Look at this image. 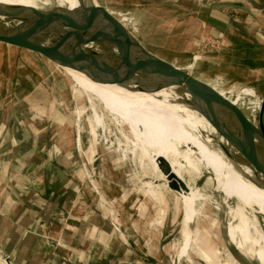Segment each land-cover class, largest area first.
Returning a JSON list of instances; mask_svg holds the SVG:
<instances>
[{
    "label": "rangeland",
    "instance_id": "374dc122",
    "mask_svg": "<svg viewBox=\"0 0 264 264\" xmlns=\"http://www.w3.org/2000/svg\"><path fill=\"white\" fill-rule=\"evenodd\" d=\"M95 1L111 11L116 18H125L124 26L126 25L146 47L176 61L181 66L189 65V71L193 74L235 92L234 98H231L234 103L240 100L246 106L245 109L251 112L258 111L263 96L262 83L254 82L251 73L243 65L229 61V57H217L219 48L208 49L204 44L197 48V1L202 4L207 2L213 4L217 0ZM242 1L233 0L232 4H242ZM242 11L241 8L239 10L235 7L227 9L225 13L233 22L242 24L245 20ZM54 70L52 74L59 80L57 86L62 97L59 96V100L63 114H59L60 118L57 121L51 122L49 134L60 147L73 146L74 152L76 147L81 155L75 170L81 175L80 187L85 188L86 193L79 198L74 209L75 214L84 215L89 221L96 215L100 216L105 220L106 230L121 237L118 252L121 251L126 258L119 264H229L233 261H231L233 257L229 255L230 250L238 264H261L255 256L240 252L232 246L236 242L237 230L232 220L213 205L206 208V217L199 220L198 235H187L181 233L182 210L175 204L173 193L162 189L164 221L162 224L154 223L157 217L156 203L147 194L143 183L155 179L156 176L172 178L164 171L141 161L138 151L135 155L128 151L126 156L123 155L122 149L129 150L130 145L112 123L108 131L98 128L95 137L96 151L90 161L88 153H91L92 137L88 131L87 117L90 110L87 99L82 92L74 96L70 79L62 71L56 68ZM172 88L180 94L179 96L184 94L181 89ZM219 92L223 94L222 91ZM111 93L115 98L120 99L122 96L115 84H111ZM126 95L134 107H141L139 115L142 123L149 126L159 138L175 145L181 151L189 152L194 157L213 164L193 136L183 137L180 131L173 134L166 132V126L161 124V115L155 117L147 112L145 97L128 93ZM154 101L157 104L155 99ZM82 106L85 110L76 120L74 111ZM106 119L110 122L108 115ZM123 128L127 137L131 138L127 127L123 125ZM232 133L231 129L219 130L216 134L209 130L207 139L229 166L250 173L253 170H250L247 164L240 160H228L222 152L226 150L233 156L242 152L237 138H234ZM185 166L197 174V167L190 166L189 163H185ZM194 184H198L205 193H211L204 177L196 179ZM114 185L120 187V191H116ZM121 199L122 202L119 201ZM231 204H236V200L232 199ZM257 220L264 229V219L259 216ZM112 223L119 227V230L115 229ZM195 224L187 227L192 230ZM129 251L132 253H127ZM204 255L206 256L203 257Z\"/></svg>",
    "mask_w": 264,
    "mask_h": 264
},
{
    "label": "crops",
    "instance_id": "0c3cea01",
    "mask_svg": "<svg viewBox=\"0 0 264 264\" xmlns=\"http://www.w3.org/2000/svg\"><path fill=\"white\" fill-rule=\"evenodd\" d=\"M232 2L197 1V48L217 40V57L247 68L264 93V0ZM235 7L243 10L242 24L226 16ZM54 69L31 52L0 43V264H119L125 259L118 252L121 237L108 232L100 216L89 221L75 214L86 193L75 170L81 155L49 134L51 122L63 114ZM180 97L207 138L209 130L230 129L219 115L204 116L200 101L185 93ZM17 134L29 149L15 153L9 137ZM111 242L118 244L117 260L109 259L115 253L104 252Z\"/></svg>",
    "mask_w": 264,
    "mask_h": 264
},
{
    "label": "bare ground",
    "instance_id": "6f19581e",
    "mask_svg": "<svg viewBox=\"0 0 264 264\" xmlns=\"http://www.w3.org/2000/svg\"><path fill=\"white\" fill-rule=\"evenodd\" d=\"M50 1L54 2L55 6L65 8H73L79 3V0H0L4 4L26 3L37 7L49 6ZM75 27L78 31H85L89 28L79 22ZM90 30L98 38L110 41L109 35L101 29L93 27ZM66 72L73 84L72 94L76 96L82 92L87 99L90 110V115L87 117L88 131L92 137L90 140L91 154L96 151L95 137L98 134V128L108 131L112 123L117 126L118 131L130 145L129 150L122 149L123 155L126 156L127 151L135 155L138 151L141 161L159 171H164L172 178L165 179L156 176L155 179L143 183L147 194L156 203L157 217L154 223L162 224L164 221L165 209L161 205L162 189L173 193L175 204L182 210L181 233L187 235H198L199 220L206 217V208L213 205L232 220L237 230L236 242L232 246L240 252L255 256L261 264H264V229L260 227L257 220L259 216L264 219V174L255 171L244 173L229 166L209 142L199 121L172 87L146 92L138 90L132 83L115 84L122 95L119 99V97H113L111 83L94 82L83 73L71 68H66ZM125 92L145 97L147 112L155 117L161 115V124L166 126V132L173 134V132L180 131L183 137L193 136L213 164L196 158L189 152L181 151L175 145L159 138L149 126L142 123L139 115L141 107H134ZM84 110L82 106L74 111L76 120L80 118ZM107 115L110 122L106 121L108 120ZM123 125L127 127L131 138L127 137ZM185 163L197 167V174L186 167ZM201 177L205 178V184L210 187V194L205 193L198 184H194V181ZM232 199L236 200V204H231ZM192 223L195 224V228L191 230L188 227ZM229 255L233 257L231 258L233 261L229 264H238L231 250Z\"/></svg>",
    "mask_w": 264,
    "mask_h": 264
},
{
    "label": "water",
    "instance_id": "95a60500",
    "mask_svg": "<svg viewBox=\"0 0 264 264\" xmlns=\"http://www.w3.org/2000/svg\"><path fill=\"white\" fill-rule=\"evenodd\" d=\"M48 3L37 7L0 2V43L35 54L69 79L66 68L94 82L132 83L146 92L179 88L190 100L204 104V116L217 114L228 124L242 152L233 156L223 150L225 157L243 161L264 174V93L258 111L251 112L240 100L232 101L235 92L193 74L189 65L181 66L146 47L95 0H79L73 8ZM78 22L89 28L78 31ZM93 27L107 33L110 41L98 38L90 30Z\"/></svg>",
    "mask_w": 264,
    "mask_h": 264
},
{
    "label": "trees",
    "instance_id": "16d2710c",
    "mask_svg": "<svg viewBox=\"0 0 264 264\" xmlns=\"http://www.w3.org/2000/svg\"><path fill=\"white\" fill-rule=\"evenodd\" d=\"M9 142H10V144L11 145H13V147H15L14 149H16L15 150V153H17V151L19 150V151H21V150H27V149H29V144L27 143V140L26 139H24L23 138V135H19V134H17V135H15L14 137H9ZM117 246H118V244H117V242H115L114 244L111 242V243H109V244H106L105 245V249H104V252L106 253V254H108V253H110V252H113V253H115V251H117ZM123 258H126V257H124V256H122ZM118 258H121V257H118L117 256V254L115 253V254H113V259L114 260H117Z\"/></svg>",
    "mask_w": 264,
    "mask_h": 264
},
{
    "label": "built area",
    "instance_id": "2783aa9c",
    "mask_svg": "<svg viewBox=\"0 0 264 264\" xmlns=\"http://www.w3.org/2000/svg\"><path fill=\"white\" fill-rule=\"evenodd\" d=\"M117 19H118V18H117ZM124 19H125V18L118 19V20H120V21H122V23H124V22H123ZM204 45H205L206 48L209 47V48H211V49H217V48L220 47V43H219L217 40H210L209 42L205 43ZM209 48H208V49H209ZM112 225L114 226L115 229L119 230V227H116L115 224L112 223ZM117 225H118V224H117Z\"/></svg>",
    "mask_w": 264,
    "mask_h": 264
}]
</instances>
